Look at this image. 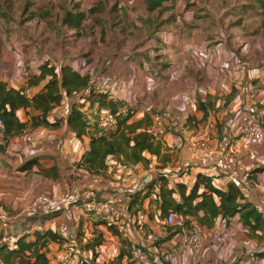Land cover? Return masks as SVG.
<instances>
[{
	"label": "crops",
	"instance_id": "obj_1",
	"mask_svg": "<svg viewBox=\"0 0 264 264\" xmlns=\"http://www.w3.org/2000/svg\"><path fill=\"white\" fill-rule=\"evenodd\" d=\"M133 1L142 11L130 15L147 21L142 27L124 28L122 23L98 27L90 33L95 39L85 41L82 30L72 26L67 34L71 37L62 41L64 25L56 26L51 31L53 57L46 60L58 71L70 64L89 74L98 89L109 90L112 98L131 106L130 122L144 119L147 124L155 112L168 110L183 118L187 133L166 135L161 160L148 154L149 164L125 166L110 157L105 173L91 175L76 167L90 139L78 138L70 128L72 98L64 97L49 116L52 121L62 119L60 127L27 131L0 149V219L4 215L11 219V230L4 233L13 237L53 229L63 234L66 242L49 247L52 264H61L64 253L80 244L83 251L79 256L75 252L69 264H79L82 258L93 260L94 251L86 244L99 234L105 241L96 250L95 264H157L160 259L169 264H263L264 232L251 230L239 215L229 220L219 217L212 228L196 221L177 224L169 231L167 216L158 207V189L143 199V210L138 212L146 216L142 225L136 222L138 214L128 213L127 205L148 177L156 179L160 174L168 175L171 188L183 183L191 189L198 174L204 173L216 187L227 189L232 181L216 164L219 140L228 141L231 152L238 153L251 171L247 200L254 207L264 203V148L254 143L246 147L238 139L239 116L254 114L258 95L264 91V12L251 0H190L189 7L188 0H177L174 10L165 12H150L144 0ZM251 2L255 6H248ZM112 14L121 15L107 16ZM14 38L8 48L12 52L20 48L18 54L6 55L0 48V80L20 89L31 75L40 73L46 60L37 58V45L19 44ZM41 85L30 87L28 95L33 96ZM96 106L86 102L83 107L92 121ZM19 114L28 119L25 110ZM3 137L0 132V145ZM202 140L207 141V148L197 147ZM250 151L256 153L254 160L247 157ZM30 160L32 166L23 168ZM95 178L102 183L101 197L121 198L126 206L123 219L114 225L120 235L110 230L107 220L79 206L60 214L32 212L35 196L60 197L67 188L86 187ZM176 218L183 220L181 215Z\"/></svg>",
	"mask_w": 264,
	"mask_h": 264
},
{
	"label": "trees",
	"instance_id": "obj_2",
	"mask_svg": "<svg viewBox=\"0 0 264 264\" xmlns=\"http://www.w3.org/2000/svg\"><path fill=\"white\" fill-rule=\"evenodd\" d=\"M168 1L172 3L170 6L165 5ZM176 1L144 0L150 12L160 9L173 10ZM251 1L257 2L264 12V0ZM191 5L192 3L188 0L186 7ZM84 14L83 11L78 13L68 11L63 22L79 28ZM42 83L38 92L33 96L28 95L27 91L30 87ZM66 96L72 98L68 118L70 128L78 138L88 136L90 139L89 148L76 163L78 169L99 176L108 169L110 157H117L125 166L138 163L149 164L148 154L161 160L164 154L162 141L155 140L143 130L144 125L150 122L145 124L144 119L130 122L133 112L120 120L115 131L109 134H99L94 127L101 111H116L125 103L112 98L109 90L98 89L89 74L76 70L70 64L63 65L58 71L51 60L44 61L40 66V73L31 75L26 81V86L20 89L9 87L7 82L0 80V121L2 123L0 132L4 135L0 149H5L13 137L26 131L39 127H60L62 119L52 121L49 116L53 109L62 104ZM86 102L92 105L97 104L95 117H92L93 121L83 110ZM22 109L26 111L27 120H23L19 114ZM33 163L30 160L23 165V168H30ZM54 176H57L56 172ZM201 188L202 191H200ZM156 189H158V207L165 216L170 213L182 217L191 216L201 226L212 228L219 217L229 220L239 215L251 230L264 232V220L261 214L235 183L229 184L227 189H221L213 184L211 176L204 173L198 174L195 185L191 189L183 183L171 188L168 175H158L156 179L147 181L144 188L130 196L127 205L128 213L134 216L141 212L143 199L149 197ZM104 222L114 234H121L114 226L115 223L109 220ZM190 223H192L190 219H184L182 225ZM176 226L178 225L169 224L167 229L170 231ZM104 241V236L99 234L86 244V248L94 251V258L97 256V248ZM53 242L63 244L66 239L53 229L35 230L11 237L9 234L5 235L2 228L0 229V264H52L49 247ZM122 243L125 244V240H122ZM123 255L122 251L118 258L122 259ZM94 258L93 260L82 258L79 264H95Z\"/></svg>",
	"mask_w": 264,
	"mask_h": 264
},
{
	"label": "built area",
	"instance_id": "obj_3",
	"mask_svg": "<svg viewBox=\"0 0 264 264\" xmlns=\"http://www.w3.org/2000/svg\"><path fill=\"white\" fill-rule=\"evenodd\" d=\"M132 112L133 110L128 104L118 107L116 111L102 110L94 129L99 134H109L117 129L121 119L127 117ZM0 125L2 126L1 121ZM238 125V139L246 147L254 143L264 148V91L258 95L255 113H242L238 118ZM143 130L154 137L155 140L162 141L169 133L180 136L185 135L187 133V124L180 116L168 110H162L153 114L151 122L144 126ZM25 138L31 139L30 136ZM207 146L206 140L199 141L197 145L198 148H207ZM216 156V164L221 174L235 183L244 194L248 193L252 186L251 171L246 168L242 161L243 158L238 153L234 154L231 152L228 141L219 140ZM247 157L250 160H254L256 153L250 151ZM152 179L153 177H148L147 180L150 181ZM101 192L102 183L98 178H95L86 187L67 188L60 197L40 194L32 203L31 210L32 212L38 211L44 214H60L74 206H79L105 220L107 219L113 223L120 222L123 219L126 208L124 202L121 198L107 199L101 197ZM255 208L264 220V203L255 205ZM145 217L144 213H139L136 217V222L142 225ZM184 219H190L193 223H196L194 217L185 216L183 217ZM183 220L179 221L174 213H170L167 216L169 224L181 225ZM73 258L74 251L72 249L67 250L61 258V264H69ZM157 262V264H169L167 260L162 259Z\"/></svg>",
	"mask_w": 264,
	"mask_h": 264
},
{
	"label": "rangeland",
	"instance_id": "obj_4",
	"mask_svg": "<svg viewBox=\"0 0 264 264\" xmlns=\"http://www.w3.org/2000/svg\"><path fill=\"white\" fill-rule=\"evenodd\" d=\"M42 1H45V3L43 5H38L41 4ZM132 1L0 0V14L3 16L0 17V48L2 47V52H6V55H13L15 53L18 54L20 48H18L16 52H12V50L8 48L10 45H14L15 38L13 39V37L16 36V41L19 44L21 42H27L28 45L38 46V49L35 52V54L38 55V59L41 57H44L45 60L48 57L52 58V51L54 52V48L52 46L51 31L56 28V26L64 25V33L61 35V39L63 41L71 37L70 35L67 37V34H69L70 31L74 29L69 24L67 28L65 26L67 24L63 22L64 16L68 11L74 13L83 11L85 13L80 27L77 28L78 31L82 30L84 33L85 41L88 40V38L95 39V34L90 37V33H92L95 29H100L98 27H102V29H108L112 25L116 26V23H122V27L124 28L142 27V25L146 24L147 21L142 20L140 17H134L130 15L131 12L138 13L142 11V6L139 4L137 7H135V1H133L134 3ZM250 5L255 6L252 2L248 4V6ZM118 8H120V10ZM165 11L166 9H160L156 12ZM169 11H172V9H169ZM200 11L203 10L199 9L198 12ZM106 12L108 13L106 14ZM112 12L121 15L116 17H114L113 14L111 17L107 16ZM156 22L158 23L159 20H156ZM13 49L15 50V48ZM92 116L93 118L95 117L94 114ZM37 196H35V198ZM35 198L32 200L30 206H32ZM0 223L4 230H11V219L7 215H4V217L1 216ZM72 248L77 254L83 251L81 244L74 245Z\"/></svg>",
	"mask_w": 264,
	"mask_h": 264
}]
</instances>
